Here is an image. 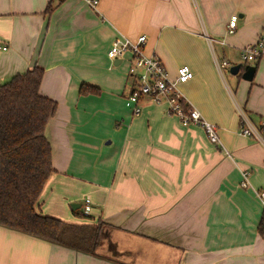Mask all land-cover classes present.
<instances>
[{"label": "crops", "instance_id": "1", "mask_svg": "<svg viewBox=\"0 0 264 264\" xmlns=\"http://www.w3.org/2000/svg\"><path fill=\"white\" fill-rule=\"evenodd\" d=\"M97 1L93 10L83 0H0V85L39 67V94L57 105L44 128L54 172L38 210L103 223L94 255L0 226V264H264L254 194L264 191V56L245 65L251 81L245 66L236 75L216 66L241 64L262 30L264 0ZM140 35L171 80L191 69L178 90L216 127L218 145L164 104L141 100L137 116L125 107L126 65L107 51L117 36ZM81 86L99 94L81 95ZM242 117L260 138L239 134ZM85 199L89 220H80L73 211Z\"/></svg>", "mask_w": 264, "mask_h": 264}, {"label": "trees", "instance_id": "2", "mask_svg": "<svg viewBox=\"0 0 264 264\" xmlns=\"http://www.w3.org/2000/svg\"><path fill=\"white\" fill-rule=\"evenodd\" d=\"M60 2V1H59ZM43 70L33 67L0 85V226L45 242L94 255L103 223L75 224L42 214L39 203L53 174L44 128L56 103L39 94ZM81 95L99 94L81 86ZM80 220H89L79 210ZM260 233H264V214Z\"/></svg>", "mask_w": 264, "mask_h": 264}, {"label": "built area", "instance_id": "3", "mask_svg": "<svg viewBox=\"0 0 264 264\" xmlns=\"http://www.w3.org/2000/svg\"><path fill=\"white\" fill-rule=\"evenodd\" d=\"M64 1V0H58ZM90 9L96 10L97 0H83ZM237 16L230 17L227 25V34H233L236 29ZM211 45L213 42L224 44L223 41H215L207 38ZM146 37L138 36L135 40H130L125 36H117L111 43L107 51V57L111 61L119 60L120 64L126 65V74L128 79V94L124 99L126 108L137 116L140 113L139 102L148 100L154 104H164L168 115L178 118L183 127L199 126L201 127L211 143L219 144L216 134V127L207 122L201 114L186 103V99L178 90V84L185 83L192 79L193 73L187 65H182L177 69L175 80H171L160 60L154 54L145 52ZM6 47H2L5 50ZM264 56V22L262 30L257 41L246 45L239 53L242 63L248 64L260 60ZM217 69L221 72L223 69H230L231 65L226 60L216 61ZM261 130L264 131V118L262 120ZM239 134L244 137L260 138L258 130L253 128L245 117L240 122ZM249 171L241 172L240 188L249 187ZM255 197L264 209V191H254ZM83 214L87 215L89 211V200L84 201ZM264 236V233H263Z\"/></svg>", "mask_w": 264, "mask_h": 264}, {"label": "water", "instance_id": "4", "mask_svg": "<svg viewBox=\"0 0 264 264\" xmlns=\"http://www.w3.org/2000/svg\"><path fill=\"white\" fill-rule=\"evenodd\" d=\"M117 62H119V61H117ZM240 67H241V64H237L235 66L230 67V74L236 75L238 73ZM254 71H255V69L253 66H250V65L245 66L244 70L241 74V78L245 81H251L253 78V75H254ZM71 208H72V210H76L77 208H79V205L78 204H72Z\"/></svg>", "mask_w": 264, "mask_h": 264}, {"label": "rangeland", "instance_id": "5", "mask_svg": "<svg viewBox=\"0 0 264 264\" xmlns=\"http://www.w3.org/2000/svg\"><path fill=\"white\" fill-rule=\"evenodd\" d=\"M89 7V6H88ZM240 59V58H239ZM243 65L242 66H245L246 64L245 63H242ZM248 64H251V63H248ZM223 72L224 73H229V69L227 68V69H223ZM129 83V82H128ZM127 90H128V87H127ZM127 90H126V92H127ZM128 92H129V90H128ZM84 208H85V206H84V204H83V206L81 207V208H79V210L83 213V210H84Z\"/></svg>", "mask_w": 264, "mask_h": 264}]
</instances>
